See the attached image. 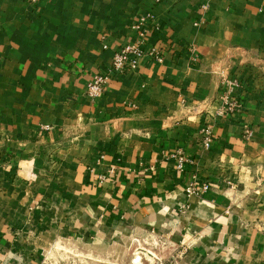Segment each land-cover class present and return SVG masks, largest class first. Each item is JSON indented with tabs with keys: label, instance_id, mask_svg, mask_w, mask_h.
<instances>
[{
	"label": "crops",
	"instance_id": "1",
	"mask_svg": "<svg viewBox=\"0 0 264 264\" xmlns=\"http://www.w3.org/2000/svg\"><path fill=\"white\" fill-rule=\"evenodd\" d=\"M135 25L162 59L90 97ZM262 223L264 0H0V264H264Z\"/></svg>",
	"mask_w": 264,
	"mask_h": 264
},
{
	"label": "built area",
	"instance_id": "2",
	"mask_svg": "<svg viewBox=\"0 0 264 264\" xmlns=\"http://www.w3.org/2000/svg\"><path fill=\"white\" fill-rule=\"evenodd\" d=\"M34 1V0H32ZM134 28L138 30V36L131 41L130 43L122 46L114 55L112 65L106 74L97 73L91 79L88 85V94L90 97L96 98L102 95L110 77L117 73H125L127 71L134 70L138 67L140 61L144 57H151L154 59L161 60L160 51L157 48L146 49L144 47L146 36L149 33V30H141L138 25H135ZM205 136V145L209 147L212 142V128L208 126L204 131ZM181 161L183 159L181 158ZM182 167V162L180 164ZM207 186H204L203 189H207ZM193 192V190H191ZM261 230L264 232V223L261 224ZM145 257L142 252H138L134 255L132 264H144ZM166 264V263H165ZM168 264H175V261L172 260Z\"/></svg>",
	"mask_w": 264,
	"mask_h": 264
},
{
	"label": "rangeland",
	"instance_id": "3",
	"mask_svg": "<svg viewBox=\"0 0 264 264\" xmlns=\"http://www.w3.org/2000/svg\"><path fill=\"white\" fill-rule=\"evenodd\" d=\"M169 263V262H168ZM168 263H166V264H168ZM160 264V263H159ZM165 264V263H164Z\"/></svg>",
	"mask_w": 264,
	"mask_h": 264
}]
</instances>
